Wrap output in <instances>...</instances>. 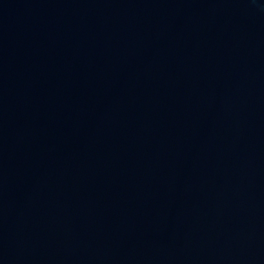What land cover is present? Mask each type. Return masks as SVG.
<instances>
[{
  "label": "water",
  "instance_id": "95a60500",
  "mask_svg": "<svg viewBox=\"0 0 264 264\" xmlns=\"http://www.w3.org/2000/svg\"><path fill=\"white\" fill-rule=\"evenodd\" d=\"M0 264H264V0H0Z\"/></svg>",
  "mask_w": 264,
  "mask_h": 264
}]
</instances>
